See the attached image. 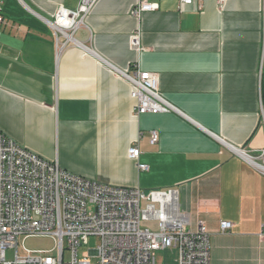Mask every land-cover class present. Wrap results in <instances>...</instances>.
Wrapping results in <instances>:
<instances>
[{
	"label": "crops",
	"instance_id": "crops-1",
	"mask_svg": "<svg viewBox=\"0 0 264 264\" xmlns=\"http://www.w3.org/2000/svg\"><path fill=\"white\" fill-rule=\"evenodd\" d=\"M80 1H4L0 129L83 177L179 189L190 229L204 221L211 235V264H264V171L249 158L264 150V0H151L140 15V0H99L67 41L52 24ZM137 69L177 111L136 114L122 72Z\"/></svg>",
	"mask_w": 264,
	"mask_h": 264
},
{
	"label": "built area",
	"instance_id": "built-area-1",
	"mask_svg": "<svg viewBox=\"0 0 264 264\" xmlns=\"http://www.w3.org/2000/svg\"><path fill=\"white\" fill-rule=\"evenodd\" d=\"M4 1L0 0V24L5 22ZM98 1L81 0L76 10L59 8L52 24L56 33L76 42L75 33ZM178 1L201 11L205 0ZM226 1L217 0L220 5ZM135 8L140 15L157 10L159 4L140 0ZM134 39L138 44V36ZM122 76L132 86L137 115L177 111L159 91L156 73L137 69ZM150 141H159L157 131H152ZM140 155L139 146L129 148L130 159L139 161ZM253 159L261 161L264 171V150ZM138 167L149 168L144 163ZM189 225L179 189L121 187L83 177L39 156L0 129V264H93L90 257L79 255L90 236L101 239L88 252L97 264H157L156 252L169 248L179 252L173 264H211V235L204 221L195 230ZM233 226L221 221L220 231L228 232ZM21 237H53L56 245L50 250L24 246L21 255ZM10 249L15 250L12 260L7 258Z\"/></svg>",
	"mask_w": 264,
	"mask_h": 264
},
{
	"label": "rangeland",
	"instance_id": "rangeland-1",
	"mask_svg": "<svg viewBox=\"0 0 264 264\" xmlns=\"http://www.w3.org/2000/svg\"><path fill=\"white\" fill-rule=\"evenodd\" d=\"M145 226H151L155 230L153 223H146ZM20 253L23 255V247L26 246L28 249H47L50 250L56 245V240L53 237H30L24 240L23 237L19 240ZM101 243V239L98 236H90L88 239V246L80 249L79 255L82 257H90L93 264H97V258L88 254L89 250L96 249ZM15 250L10 249L7 251V258L9 260L14 259ZM66 258H70L69 252L66 254ZM157 264H173L179 259V252L176 249H164L156 252Z\"/></svg>",
	"mask_w": 264,
	"mask_h": 264
},
{
	"label": "water",
	"instance_id": "water-1",
	"mask_svg": "<svg viewBox=\"0 0 264 264\" xmlns=\"http://www.w3.org/2000/svg\"><path fill=\"white\" fill-rule=\"evenodd\" d=\"M249 158H250V159H253L252 156H249ZM252 161H254V163H256V165L261 166V164H259V163H258L257 161H255L254 159H253Z\"/></svg>",
	"mask_w": 264,
	"mask_h": 264
}]
</instances>
